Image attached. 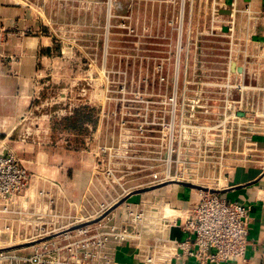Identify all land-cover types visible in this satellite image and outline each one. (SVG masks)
<instances>
[{"label":"rangeland","instance_id":"374dc122","mask_svg":"<svg viewBox=\"0 0 264 264\" xmlns=\"http://www.w3.org/2000/svg\"><path fill=\"white\" fill-rule=\"evenodd\" d=\"M207 2L0 0V154L28 174L1 241L121 223L127 205L177 203L158 191L181 182L224 185L264 126V52L213 28Z\"/></svg>","mask_w":264,"mask_h":264},{"label":"built area","instance_id":"2783aa9c","mask_svg":"<svg viewBox=\"0 0 264 264\" xmlns=\"http://www.w3.org/2000/svg\"><path fill=\"white\" fill-rule=\"evenodd\" d=\"M233 33L231 27L227 37L233 38ZM22 167L14 155L0 154V213L27 180ZM219 191L220 188L201 190L185 211L168 203L159 202L160 206L141 201L125 206L121 223L102 220L38 233L22 246L0 240V264H114L115 249L123 243L134 245L143 264H173L190 259L196 264L243 261L249 209L223 199ZM165 208H171L170 212L166 213ZM44 211L35 209L32 213ZM16 214L18 226L24 225L28 214L24 210ZM173 230H178L180 237Z\"/></svg>","mask_w":264,"mask_h":264},{"label":"crops","instance_id":"0c3cea01","mask_svg":"<svg viewBox=\"0 0 264 264\" xmlns=\"http://www.w3.org/2000/svg\"><path fill=\"white\" fill-rule=\"evenodd\" d=\"M210 11L209 22L218 24L222 35L227 37L230 28L233 37L244 39V51L259 54L264 52V0H210L206 3ZM7 21V8L0 10ZM215 28V25L212 26ZM242 49V48H241ZM261 85H264V74ZM261 78V77H260ZM259 74L255 81H260ZM258 89V88H257ZM254 96L255 93H252ZM249 93H246V97ZM260 114V113H259ZM247 116L241 114V117ZM250 137V150L231 168L219 195L228 201H236L249 209L247 246L243 261H230L225 264H264V126ZM157 192V191H156ZM160 200L175 199L169 203L178 211H185L196 201L193 192L175 185L170 189L159 190ZM163 199V200H162ZM175 201V202H176ZM114 264H143L133 244L123 243L115 249ZM173 264H196L192 259Z\"/></svg>","mask_w":264,"mask_h":264},{"label":"water","instance_id":"95a60500","mask_svg":"<svg viewBox=\"0 0 264 264\" xmlns=\"http://www.w3.org/2000/svg\"><path fill=\"white\" fill-rule=\"evenodd\" d=\"M180 185H182V186H185V187H187V188H195V189H199V190H207V189H205V188H201V187H198V186H195V185H193V184H190V183H180ZM173 233H175V234H177L178 233V230H173ZM180 234H177V236H179ZM180 237V236H179Z\"/></svg>","mask_w":264,"mask_h":264},{"label":"bare ground","instance_id":"6f19581e","mask_svg":"<svg viewBox=\"0 0 264 264\" xmlns=\"http://www.w3.org/2000/svg\"><path fill=\"white\" fill-rule=\"evenodd\" d=\"M166 210H167V212H166V213H169V212H170V210H169L168 208H166Z\"/></svg>","mask_w":264,"mask_h":264}]
</instances>
